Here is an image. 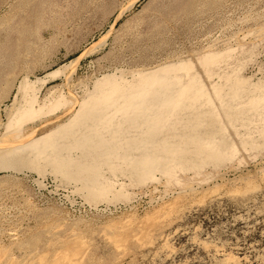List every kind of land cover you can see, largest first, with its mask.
Segmentation results:
<instances>
[{
	"label": "rangeland",
	"instance_id": "rangeland-1",
	"mask_svg": "<svg viewBox=\"0 0 264 264\" xmlns=\"http://www.w3.org/2000/svg\"><path fill=\"white\" fill-rule=\"evenodd\" d=\"M214 51L263 83L264 0H0V264H264V99L187 118L145 94L180 60L208 84ZM33 136L88 202L9 175Z\"/></svg>",
	"mask_w": 264,
	"mask_h": 264
},
{
	"label": "bare ground",
	"instance_id": "bare-ground-1",
	"mask_svg": "<svg viewBox=\"0 0 264 264\" xmlns=\"http://www.w3.org/2000/svg\"><path fill=\"white\" fill-rule=\"evenodd\" d=\"M232 49L235 48L232 47ZM228 56V51L221 53L214 51L213 53H208L199 57L198 65L200 66L201 71L203 70V76L204 74L206 76L205 80H209L207 81L209 82L208 84L204 82L198 71L195 70L191 61L180 60L174 63L171 62L168 64H163L156 68L154 67L153 69H147V71H144L143 69L141 72L142 75L147 76L150 74V78H147L145 84L148 87L145 88V94H148L149 96L151 94L154 95V98L151 101L153 104H151L152 108L150 112L154 113L155 115L160 113L159 110L167 111L170 112V114L172 113L176 115L185 113V117L187 118L197 117L201 114L205 115L206 117L219 115L229 119L230 114L247 108L249 105H254V103L258 104V101L264 99V81L263 83H257L258 81L256 82L255 80V82L251 83L250 80L252 77L249 80V78L241 75L243 72L240 74V70L242 69L237 65L239 62L236 63V66L234 67L233 65L226 66V68L233 67V69L229 68L231 70L229 73L227 71H221L223 70V68L221 69L222 63H224L223 60ZM249 57L247 60H249ZM228 59L231 60L230 57ZM247 60L245 59L243 61L246 63ZM242 63L243 62H241V64ZM245 63H243L244 67ZM241 67H243V65H241ZM258 68L257 72L260 69H263L260 68L258 70ZM214 77H216V81L213 80ZM48 78L49 76L45 75L44 78H38L37 81H46ZM31 84L32 82L28 78H24L19 83L17 90L27 88ZM257 110L259 111V109ZM249 114L250 113L248 111L247 113L239 116V118H247L250 116ZM10 121L11 113L8 114L7 122L10 123ZM217 138L219 139V137ZM25 143L27 145L26 159L23 161V164L19 169L9 175L21 174L25 172L24 168L26 165H31V167L35 168L44 161L46 153L38 148V141L36 137L32 138L31 140H26ZM215 151L216 155H219L221 153L220 147H217ZM42 165L43 167L45 166V169L39 172L37 175L38 177L41 178L45 177L46 175H48V177L50 176L55 181L54 183H56L57 186H60V188H71L72 192L70 191V193H75L81 196L84 202H88V200L91 198L89 192L87 191L88 181H83L78 185L70 182L69 180L63 182V178L60 179L59 176H56L53 169L55 166L53 162H50L48 166L43 163ZM67 198H69V195Z\"/></svg>",
	"mask_w": 264,
	"mask_h": 264
}]
</instances>
